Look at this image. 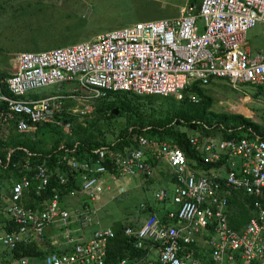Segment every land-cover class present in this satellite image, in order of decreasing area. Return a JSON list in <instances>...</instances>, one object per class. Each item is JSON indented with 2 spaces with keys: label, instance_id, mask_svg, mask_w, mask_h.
I'll return each instance as SVG.
<instances>
[{
  "label": "built area",
  "instance_id": "2783aa9c",
  "mask_svg": "<svg viewBox=\"0 0 264 264\" xmlns=\"http://www.w3.org/2000/svg\"><path fill=\"white\" fill-rule=\"evenodd\" d=\"M256 24L264 34V0H198L176 18L137 23L68 48L18 54L15 72L0 77L1 134L6 136L14 121L19 134L51 124L68 135L71 125L62 117L90 119L95 103L109 92L180 100L193 83L206 86L215 79L225 80L246 102L264 105L258 97L264 95V50L252 53L246 41ZM52 86L60 92L30 95ZM245 88H255L258 96ZM244 104L228 109L243 114L238 107ZM135 141L137 148L101 146L82 159L61 146L63 154L53 163L60 190L53 192V171L26 161L23 170L33 174L10 181L3 206L9 231L0 234V243L7 251L22 246L32 252L11 264H113L107 258L116 233L100 224L96 202L123 195L122 180L153 179L162 166L172 189L157 190L153 200L164 204L166 213L162 218L144 213L141 220L146 207L141 203L137 216L122 222L132 223L122 236L142 254L115 264H264L263 138L251 130L227 140L190 137L204 155L202 163L217 164L208 170L189 169L172 142L142 135ZM31 181L42 197L35 208L23 205ZM233 199L248 211L240 230L229 220Z\"/></svg>",
  "mask_w": 264,
  "mask_h": 264
},
{
  "label": "trees",
  "instance_id": "16d2710c",
  "mask_svg": "<svg viewBox=\"0 0 264 264\" xmlns=\"http://www.w3.org/2000/svg\"><path fill=\"white\" fill-rule=\"evenodd\" d=\"M0 77L5 79L9 74L2 72ZM221 81L227 84L221 79L212 80L206 86L195 82L190 89L183 92L180 100L172 97L138 96L130 92H109L106 97L95 103L90 119L79 121L67 115L62 117V121L71 125L68 135L51 124L38 126L36 132L31 135L19 134L14 128L15 122L12 121L6 136L2 135L0 130V181L18 182L23 175L31 179L33 173L23 170V164L28 161L32 166L41 164L53 171L49 192L60 190L53 163L63 154L61 146L74 150L72 155L82 159L101 146H108L114 151L123 150L125 147L137 148L135 139L138 135L172 142L184 152L189 169L198 166L199 169L208 170L215 167L217 164L202 163L204 155L190 144V137L227 140L248 136V131L251 130L264 139V112L252 111V116L246 117L233 113L228 108H223V111H220V108L217 110L216 107V110L214 109L216 100L214 101L212 93L220 88L216 83ZM261 92L259 90L258 94ZM3 93L7 94L4 87ZM3 108L4 105L0 104V110ZM114 109L119 110L117 116L112 114ZM158 173L162 177L169 176L167 168L163 166ZM145 183L149 185L153 183V179ZM35 184L31 181L30 187L24 192L25 207L35 208L42 201V197L35 194ZM144 204L146 207L142 213L155 214L160 218L166 213L164 209H157L147 201ZM232 204L235 208L229 217L230 224L233 229L240 230L247 221L248 211L243 202L238 205L233 199ZM7 224L6 220L0 223L2 233L9 231ZM126 225L132 226V223H121L113 228L116 237L111 241L107 258L113 264L118 260L142 254V251L135 250L122 236ZM29 251L32 252V249L27 250L22 246L13 251L5 250L0 264H11L21 255L29 254Z\"/></svg>",
  "mask_w": 264,
  "mask_h": 264
},
{
  "label": "rangeland",
  "instance_id": "374dc122",
  "mask_svg": "<svg viewBox=\"0 0 264 264\" xmlns=\"http://www.w3.org/2000/svg\"><path fill=\"white\" fill-rule=\"evenodd\" d=\"M187 1L0 0V73L15 72L14 58L24 52L36 53L68 48L137 23L176 18L180 8L186 5ZM246 41L252 53L263 51V26L256 24L248 31ZM216 85L220 88L212 93L214 101L216 100L215 110L220 108V111H223V108L241 102V94L231 90L227 84L221 81ZM245 91L253 96L256 89L245 88ZM57 92H60V89L52 86L33 91L30 95L42 98ZM261 100L264 101V95H261ZM244 107L250 110L247 116L259 109L264 112V105L255 101L244 104ZM238 108L236 110L239 112ZM160 169L161 167H158V170ZM158 175L156 171L153 177ZM163 178L166 179L167 176L164 175ZM131 180L119 182L126 189L123 195L115 197L114 194L112 198L105 192L103 196H106L96 202L97 219L102 226L115 228L123 221H130L137 216L140 204L145 201L157 209L164 208V204L153 200V193L164 188L171 191V185L167 181L160 179L148 185L142 178ZM11 184L10 181H0V223L6 220L3 206L8 203L7 196ZM5 250L0 243V261ZM152 257H155V253Z\"/></svg>",
  "mask_w": 264,
  "mask_h": 264
},
{
  "label": "crops",
  "instance_id": "0c3cea01",
  "mask_svg": "<svg viewBox=\"0 0 264 264\" xmlns=\"http://www.w3.org/2000/svg\"><path fill=\"white\" fill-rule=\"evenodd\" d=\"M188 4H192V5H197L198 4V0H188L187 1V3H186V5H188ZM186 5H184V6H186ZM183 6V7H184ZM183 7H181V8H183ZM180 8V9H181ZM179 12H180V10H179ZM240 94V93H239ZM242 96V95H241ZM254 96H258V95H254ZM259 98H261V96H258ZM257 97V98H258ZM241 101H244V103H249V101H247L246 102V99H244V98H242V97H240L239 98ZM253 101V100H252ZM251 102V101H250ZM245 108V107H244ZM247 109V108H246ZM260 111L262 110V109H259ZM259 110H257V111H259ZM241 115H244V113L243 114H241ZM47 125V124H46ZM42 126H44V125H42ZM31 135V134H30ZM137 178H140V177H137ZM160 179H162V180H165V181H167L168 182V177L166 178V179H164L162 176H160V175H158V177H156V178H153V183L154 182H158ZM138 217H140V219L141 220H143L146 216H145V214L144 213H142V215L141 216H138ZM133 218H135V217H133ZM132 218V219H133Z\"/></svg>",
  "mask_w": 264,
  "mask_h": 264
},
{
  "label": "bare ground",
  "instance_id": "6f19581e",
  "mask_svg": "<svg viewBox=\"0 0 264 264\" xmlns=\"http://www.w3.org/2000/svg\"><path fill=\"white\" fill-rule=\"evenodd\" d=\"M254 91V90H253ZM239 109L241 110V112H243L244 113V115L246 116V117H248L247 116V113L250 111L249 109H244L243 107H239ZM252 116V115H251ZM250 117V116H249Z\"/></svg>",
  "mask_w": 264,
  "mask_h": 264
},
{
  "label": "water",
  "instance_id": "95a60500",
  "mask_svg": "<svg viewBox=\"0 0 264 264\" xmlns=\"http://www.w3.org/2000/svg\"><path fill=\"white\" fill-rule=\"evenodd\" d=\"M112 114H113L114 116H117V115L119 114V110H118V109H114V110L112 111Z\"/></svg>",
  "mask_w": 264,
  "mask_h": 264
}]
</instances>
